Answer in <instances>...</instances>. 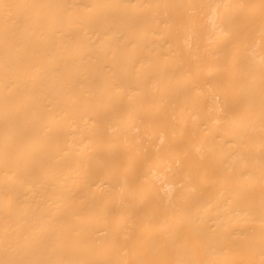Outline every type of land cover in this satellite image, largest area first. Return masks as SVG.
Segmentation results:
<instances>
[{"label": "bare ground", "instance_id": "obj_1", "mask_svg": "<svg viewBox=\"0 0 264 264\" xmlns=\"http://www.w3.org/2000/svg\"><path fill=\"white\" fill-rule=\"evenodd\" d=\"M0 264H264V0H0Z\"/></svg>", "mask_w": 264, "mask_h": 264}]
</instances>
